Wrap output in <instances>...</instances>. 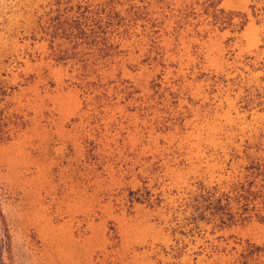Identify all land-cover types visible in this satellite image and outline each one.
I'll list each match as a JSON object with an SVG mask.
<instances>
[{
  "label": "rangeland",
  "instance_id": "obj_1",
  "mask_svg": "<svg viewBox=\"0 0 264 264\" xmlns=\"http://www.w3.org/2000/svg\"><path fill=\"white\" fill-rule=\"evenodd\" d=\"M54 1L0 0L4 264H264V221L221 231L188 208L264 160V0H221L238 16L221 32L198 18L150 34L118 7L106 63L53 56Z\"/></svg>",
  "mask_w": 264,
  "mask_h": 264
},
{
  "label": "trees",
  "instance_id": "obj_2",
  "mask_svg": "<svg viewBox=\"0 0 264 264\" xmlns=\"http://www.w3.org/2000/svg\"><path fill=\"white\" fill-rule=\"evenodd\" d=\"M175 0H111L101 6H90L84 0H56L43 23V29L50 42L53 56L59 61L75 60L106 63L114 58L115 53L109 40L114 30L123 27L124 18L116 10L125 7L124 16L134 25L140 24L150 34L164 31L166 25L172 24V31L190 25L198 18L206 20L210 26L220 32L233 28L238 17L219 9L221 0H188L181 2L179 9H172ZM254 18L261 16V10L250 7ZM240 31L244 21L239 23ZM115 28V29H114ZM157 31V32H156ZM81 90L86 94L101 91L96 83L81 80ZM243 168V177L230 184L225 193L217 195L216 189L200 188L190 198L188 208L190 221L212 223L213 228L224 230L238 223L252 219L264 221V160H249ZM217 195V196H216ZM133 201H140L132 199ZM145 201V200H144ZM148 201V200H146ZM0 212V221L2 220ZM251 249L255 251H251ZM250 259L257 256L258 249L249 247ZM181 253V252H180ZM246 253V251L244 252ZM181 255H179L180 257ZM243 259V255L240 256ZM0 264H4L0 255ZM247 264V262L241 263Z\"/></svg>",
  "mask_w": 264,
  "mask_h": 264
}]
</instances>
